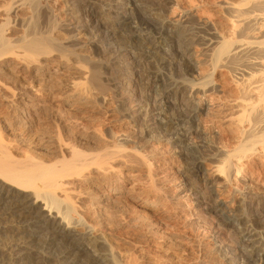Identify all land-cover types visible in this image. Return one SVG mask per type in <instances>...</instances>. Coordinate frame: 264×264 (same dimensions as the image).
I'll return each mask as SVG.
<instances>
[{"label":"bare ground","instance_id":"6f19581e","mask_svg":"<svg viewBox=\"0 0 264 264\" xmlns=\"http://www.w3.org/2000/svg\"><path fill=\"white\" fill-rule=\"evenodd\" d=\"M80 1V7L75 9L74 22L76 26L83 23L92 45L99 48L102 56L112 57L108 62L110 83L103 80L85 51H68L72 45L70 40L55 35L53 26L39 31L36 20H33L28 31L12 33L7 30L9 8L6 6L0 11V93L4 94L7 110L6 115L1 116V122L20 140H23L24 133H33L41 152L15 154V144L5 140L0 130V264H76L84 256L89 257L91 264H124L115 257L112 245L95 234L91 224L93 214L80 206V196L71 192L72 181L78 176L98 178V195L92 197L97 211H103L106 205L123 199L125 195L143 208H151L159 221L167 226L171 225L177 213L165 204V195L154 185L151 164L140 151L138 155L148 163L144 172L136 170L134 176L144 179L146 185L124 189L107 166L116 157L118 142L112 145L111 150L108 146L77 149L53 132H35L34 127L40 122L38 108L43 103L36 99L37 93L28 91L24 85L19 86L15 93L8 76L12 73L35 81L51 80L55 74L67 76L59 104L83 111L90 110L97 96L106 91L120 90V78L127 75L134 84L132 89H128L132 91L130 94H121V102L137 105L144 112L140 113L133 106L126 108L127 116L137 129L138 140H148L145 137L150 134L179 147L177 151L185 160L187 177L196 178L199 172L196 167L208 164L210 177H202L195 182L196 189H202L201 194L194 192L196 217L207 224L217 242L226 243L223 250L226 259L233 264H253L257 248L249 247L243 238L252 240L259 234L264 245L262 198L255 199L259 203H255L258 208L254 209L256 201L250 194L244 195L241 210L244 227L239 232L236 227L219 220L215 204L208 206L207 201L211 197L208 185L222 182L233 186V176L241 182L242 173L252 176L256 173L260 177L259 167L264 168V0H212V4L223 12L218 16L221 21L201 15L193 19L196 6L177 0ZM171 1L177 5L179 14L163 20L160 13ZM28 2L33 9L44 4L43 0ZM102 3L105 4L101 12L103 21L96 19L100 14L94 12L96 4ZM118 10L125 14L135 12L134 17L128 16V20L133 21L132 25L124 30L115 29L109 22ZM116 40L121 43L117 44ZM193 44L209 51L211 72L195 82H187L192 66L181 58L188 55ZM143 47L152 48L162 56V68L171 61L175 63L172 75L160 69L150 71L144 64L148 55ZM66 51L89 65L67 62ZM219 67H224L233 81L234 94L226 101L233 111L231 122L234 130H231L230 138L225 139L227 150L223 154H217L211 145L200 143L197 153H190L197 156L190 159L184 145L182 147V140L197 134L189 128L178 134L174 131L181 125H192L198 106L196 93L216 90L213 74ZM48 86L53 88L51 84ZM135 92L140 94L136 96ZM168 110H171V115L167 116ZM78 135L80 138H98L94 129ZM119 146L122 147L121 144ZM29 213H35L51 228L48 229V237L43 234L46 238L41 246L38 242L36 244L37 234L33 233L36 227L32 231L31 225L30 230L28 225L20 222ZM17 217L22 225L9 223L10 219ZM59 239L67 242L60 250L59 247L56 249ZM247 246L251 249L247 250Z\"/></svg>","mask_w":264,"mask_h":264},{"label":"rangeland","instance_id":"374dc122","mask_svg":"<svg viewBox=\"0 0 264 264\" xmlns=\"http://www.w3.org/2000/svg\"><path fill=\"white\" fill-rule=\"evenodd\" d=\"M177 1L191 2L196 6V15L193 16V19H196L199 15L218 19V16L223 14L221 9L212 4V0ZM43 2L44 4H40L37 9H33L28 0H0V11H3L6 6L9 8L7 30L22 34L28 31L33 20H36L39 31L53 26L52 31L55 35L70 40L72 45L69 46L68 51L73 53L85 51L91 59V64L102 75L103 80L110 83L108 62L112 60V57L109 55L102 56L98 52L99 48L92 45V39L89 38L88 31L83 27V23H81V26H76L77 24L74 22L75 9L80 7L81 1L43 0ZM94 8V12L97 15L100 14L96 19L103 21L101 12L104 10L105 4H96ZM178 14L177 5L171 1L167 8L161 11L160 18L167 20ZM113 16L114 18L109 22L113 24L115 29L124 30L132 25L133 21L128 20V16L134 17L135 12L125 14L123 10H118ZM116 43L120 44L121 41L116 40ZM137 47L139 46L134 48ZM143 48L148 55L144 64L150 71L160 69L172 75V66L175 63H171V61L162 68V56L152 48ZM65 53L68 54L67 51ZM208 53L209 51H206L201 45L193 44L188 51L187 58H181L186 59L185 61L192 66L191 75L187 82H195L211 72ZM66 60L67 62L76 61L81 65H89L85 60H77L71 54L67 55ZM215 71L217 72L213 74V78L216 83V90L205 93L197 92L195 102L198 103V106L197 111L195 110L194 122L192 125H181L174 131V134H178L189 128L192 133L197 134V138L187 136L182 140V147L184 145L183 148L188 152L187 157L190 159L197 156V154L190 153H197L196 148L200 143L211 145L217 154H223L227 150L225 139L228 140L234 130L231 122L233 111L226 101L235 91L232 86V77L224 67H219ZM8 76L10 87L15 89V93H17L19 86L24 85L28 91L37 93L36 99L43 103V106L38 108L37 115L40 117V122L35 125V132L38 130L53 132L77 149L92 150L108 146L111 150L112 145L118 142L116 157L110 160L107 166L124 189L146 185L144 179L141 180L134 176L136 170L144 172L148 163L137 152L140 151L149 160L154 185L165 195V204L172 207L174 212H177L171 225L168 226L159 221L151 208H143L138 202L126 198L125 195L123 199L106 205L103 211L101 209L97 211L94 206L95 199H92V197L98 195L96 186L99 182L98 178L78 176L72 181L74 185L70 190L73 194L80 196L79 201L81 203L79 205L85 207L94 216L91 217V224L96 230L95 234L102 236L112 245L117 259H121L124 264H233L224 256L223 250L226 243L217 242L212 237V231L206 227L207 224L196 217L197 211L195 209L197 206H195L196 195L194 192L201 194L202 189H196L195 182L199 178L207 179L210 177L208 175V164H199L196 167L199 170L196 178L187 177L184 168L185 160L181 157L179 150L177 151L179 147L170 145L162 137L154 138L150 134L145 137L148 140H138L137 129L131 123L127 116L128 111H126V108H130L133 104L121 102L123 101L121 94L125 96L130 94L132 91L128 89H132L131 86L134 84L127 75L120 78L122 81L120 90L106 91L103 95L97 96L93 100L89 111L60 106L59 101L62 99L64 90L63 84L67 77L63 74H55L56 77L51 80L39 81L21 77L15 73ZM50 84L53 86L52 89L48 86ZM135 94L137 96L140 93L135 92ZM144 95L145 93L142 92L141 96L144 97ZM173 100L175 101V98ZM5 104L4 94L0 93V130L2 137L15 144V154L41 153L40 148L36 145L33 133H24L23 140H20L2 124L1 116L3 117L7 113ZM133 107L144 114L143 110L138 108L139 106L134 105ZM170 111L168 110L167 116L171 113ZM236 114L234 113V115ZM93 129L98 135L97 139L80 138L78 135ZM120 144L122 147L119 146ZM259 168H261L259 169L261 173V176H258L259 178L256 173L252 176L244 172L240 177L241 182L236 181L234 176L232 177L231 183L234 187L222 182L210 184L208 185L209 188L207 187L211 196L208 200L210 203L207 201L208 206L215 204L218 219L225 224H231L234 226L233 228L236 227L238 232L244 227L241 218L243 216L244 195L250 194L249 196L254 201L261 198L264 201V168ZM246 186H249V188H246ZM153 196L155 195L153 194ZM255 203L258 204L259 201L253 204ZM256 204L253 207L254 209L258 208ZM33 214L29 213L26 215V220L20 219V222L22 221L23 224L28 225L26 227H30V230L36 227V232L33 233L37 234L36 244L39 243L38 246H41L42 241H45L48 234L50 235L48 229L51 230V228L42 222L43 219L35 213ZM12 219L9 220L11 221L10 224L18 223L22 225L18 217L14 218V221ZM41 228H43V231ZM44 228L47 229V234ZM38 238L42 239H40L42 243L37 240ZM243 239L244 242H247V245L249 244V247L255 246L254 249L257 248L258 252L256 258L252 259V263L264 264V245L259 238V234H256L252 240L247 237ZM65 245H67V242L59 239V241L57 240L56 249L59 247L60 250ZM248 246L246 249L250 250L252 247L249 248ZM89 261V257L84 256L80 257L76 264H91Z\"/></svg>","mask_w":264,"mask_h":264}]
</instances>
